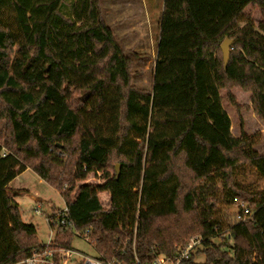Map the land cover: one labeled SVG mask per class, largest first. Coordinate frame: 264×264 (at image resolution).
<instances>
[{
  "label": "trees",
  "instance_id": "1",
  "mask_svg": "<svg viewBox=\"0 0 264 264\" xmlns=\"http://www.w3.org/2000/svg\"><path fill=\"white\" fill-rule=\"evenodd\" d=\"M159 28L151 94L132 84L100 0H0V264H23L39 244L10 197L27 169L64 199L72 227L58 226L57 241L67 247L90 230L110 257L131 248L136 228L143 259L201 238L183 264H264V191L244 179L264 182L260 136L235 137L222 106L264 124V0H164ZM225 39L236 41L226 67ZM242 206L252 215L237 222Z\"/></svg>",
  "mask_w": 264,
  "mask_h": 264
},
{
  "label": "rangeland",
  "instance_id": "2",
  "mask_svg": "<svg viewBox=\"0 0 264 264\" xmlns=\"http://www.w3.org/2000/svg\"><path fill=\"white\" fill-rule=\"evenodd\" d=\"M124 4L127 0H119ZM131 1V2H130ZM132 4L133 12H124L122 18H127V15H131L130 19L135 25V31L140 34H146V27L152 24L151 28V45L148 43L150 36L145 39L146 42L143 46L134 50H125L126 40L119 34V32L125 31V27L130 26V20L124 23L123 26L114 24L118 19L113 18L114 13L106 11L110 0H100V6L105 23L111 26L117 42L123 48L125 55L132 61V84L138 88L147 90L152 94L154 83V70L157 60V40L160 33V18L164 8V0H129ZM246 14L252 16L254 24L257 26L261 21V14L258 9L249 7ZM126 20H122V22ZM142 24V25H140ZM138 36V37H139ZM142 41V37H139ZM155 44V45H154ZM142 49V50H140ZM133 51L137 54L134 55ZM234 95L236 96L239 104L251 105L249 94L245 93L241 89H234ZM224 95V92L222 93ZM223 108L227 111L231 120V132L235 137H240L242 131L246 134L253 136L259 135L260 142L257 145V150L264 153V124L261 123L254 115L252 109H243L240 113L230 108V106L224 101L222 103ZM118 165V164H117ZM116 165V167H117ZM120 171V166H119ZM245 182L251 185L258 191H264V182L260 181L256 174L250 172L245 175ZM101 174L90 175L85 181L86 183L99 184L101 183ZM10 197L18 204V208L21 217L25 223H32L37 227V236L40 242H46L50 237V226L47 222V218L52 216L55 212L61 211L65 208V202L61 194L54 188L47 185L41 180L34 172L27 171L21 176H18L10 185ZM99 198L106 208L108 207V196L106 193H100ZM41 206V209L36 211V208ZM235 208L231 209V214L235 212ZM72 248L78 250L84 254L96 257L97 254L93 247L87 244L84 240L76 237L73 241ZM196 262L204 263L206 258L204 254L196 255Z\"/></svg>",
  "mask_w": 264,
  "mask_h": 264
},
{
  "label": "built area",
  "instance_id": "3",
  "mask_svg": "<svg viewBox=\"0 0 264 264\" xmlns=\"http://www.w3.org/2000/svg\"><path fill=\"white\" fill-rule=\"evenodd\" d=\"M41 206L36 208L39 212ZM252 215L250 208L242 206V210L235 213V221L240 222L246 220ZM57 225L47 218V222L50 226V237L46 242H40L31 251L29 257L23 261V264H183L190 260L193 254H196L198 249L202 248V239L196 238L192 240L187 246L180 247L174 257L170 258L155 252L150 259L141 258L136 250V228L135 235L131 248L125 246L122 249L115 251L113 256H106L99 252L96 246L92 243L90 237V230L85 232H77L76 237L81 238L87 244L93 247L97 256L93 257L84 254L72 247H67L57 241V227L63 226L71 228L72 224L69 220L68 208L55 213ZM230 238V237H228ZM218 242V241H217Z\"/></svg>",
  "mask_w": 264,
  "mask_h": 264
},
{
  "label": "crops",
  "instance_id": "4",
  "mask_svg": "<svg viewBox=\"0 0 264 264\" xmlns=\"http://www.w3.org/2000/svg\"><path fill=\"white\" fill-rule=\"evenodd\" d=\"M130 2H129V0H127V1L124 2V4H122V3H120L119 0H110V3L108 4V6L106 8V11L109 12V13L110 12L114 13V16H112V17L115 18V19H118L114 24H116V25H118L120 27L123 26L124 23L128 24V22L130 20V19L128 20V18L131 15H127V18L124 19V18H122V14L124 12L126 13L128 11L129 12H133V8H131L132 4ZM126 19H127L126 22L125 21L122 22V20H126ZM130 22H131L130 26L125 27V31L124 32H123L122 29H121L122 32H119V34H121V36L126 40L125 50H127V49L134 50L136 48H139L140 46H143L145 44V42H146L145 39L147 38V36H150V39L148 38V40H150V42L148 44L151 45V41H152V37H151L152 24H150V25H148V27H146V34L145 35L140 34V36H139L138 33L135 31L134 23L131 20H130ZM140 25H142V24H140ZM138 36L142 37V41H141V39H139ZM157 43H158V40H157ZM140 50H142V49H140ZM157 53H158V51H157ZM133 54L137 55L134 51H133ZM27 171H30V170L27 169L22 174H24ZM22 174H20L19 176H21Z\"/></svg>",
  "mask_w": 264,
  "mask_h": 264
},
{
  "label": "water",
  "instance_id": "5",
  "mask_svg": "<svg viewBox=\"0 0 264 264\" xmlns=\"http://www.w3.org/2000/svg\"><path fill=\"white\" fill-rule=\"evenodd\" d=\"M235 43H236V41L234 39H225L222 42V44H221V51H222L223 60H224V66L225 67L229 63L231 48H232V46ZM116 170H117V176H118L119 173H120V171H119V165H117Z\"/></svg>",
  "mask_w": 264,
  "mask_h": 264
}]
</instances>
